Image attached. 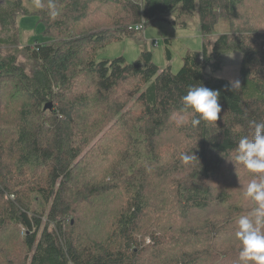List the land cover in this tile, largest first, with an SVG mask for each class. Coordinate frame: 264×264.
Returning a JSON list of instances; mask_svg holds the SVG:
<instances>
[{"label": "trees", "instance_id": "obj_1", "mask_svg": "<svg viewBox=\"0 0 264 264\" xmlns=\"http://www.w3.org/2000/svg\"><path fill=\"white\" fill-rule=\"evenodd\" d=\"M94 1L54 0L59 15L52 19L49 0H40L39 9L34 0H0V49L6 48L0 51V234L21 232L23 248L9 257L4 252L0 264H239L240 247L234 246L239 242L224 238L226 219L213 217L198 230L184 228L178 234L180 226L151 221L145 184L161 164L160 193L177 208L207 211L230 201V190L213 193L214 181L233 163L229 159L239 139H252V122L264 123V30L252 27V13L241 12L253 0H100L119 7L113 9L112 27L85 23L95 15ZM196 12L203 50L187 54L178 73L160 69L147 50L132 63L124 57L97 59L111 42L137 33L138 25L163 20L187 27V17ZM28 16L42 24L45 41L20 44L17 20ZM243 18L250 26L241 31L234 22ZM223 19L231 28L211 43ZM229 53L242 55L240 87L233 90L229 80L215 76ZM18 56L30 68L19 64ZM201 84L219 92L220 119L193 128L191 114L180 113L181 97ZM112 97L119 105L112 120L132 138L123 141L107 133L89 148L101 126L110 123L108 113L98 109ZM46 104L52 107L45 109ZM179 113L189 121L186 141L167 165L155 140ZM114 150L123 164L110 183L122 185L125 202L120 201L115 229L105 240H86L87 234H77L76 223H70L75 213L70 204L98 198L103 191L85 186L87 191L79 188L76 194H84L72 200L76 177L95 155ZM142 152L149 161L140 159ZM184 153L197 160L185 165ZM17 176H22L20 186L13 182Z\"/></svg>", "mask_w": 264, "mask_h": 264}, {"label": "rangeland", "instance_id": "obj_2", "mask_svg": "<svg viewBox=\"0 0 264 264\" xmlns=\"http://www.w3.org/2000/svg\"><path fill=\"white\" fill-rule=\"evenodd\" d=\"M24 5L28 6L27 1H24ZM117 8H119L117 5L105 6L100 0H95L92 5V11H96L95 15L85 21V23L87 24V22H89L92 27H112L113 21L111 19L116 12L113 9ZM248 11L254 16L253 22H251L252 27L264 30V2L253 0L248 6L241 10L242 13L246 12L247 14ZM187 20V27L174 25L163 20H155L154 22L148 21L145 23L144 28L136 31L137 33L124 36L122 39L108 44L105 48L100 50L97 59L110 61L119 57H124L127 62L132 63L140 59L142 52L147 50L153 53V61L160 69L171 68L174 73H178L184 65V58L187 54L201 52L203 50L204 40L200 32L197 12L192 17H187ZM234 25L236 28L242 29L241 31L244 30L242 26H250L248 22L244 21V18L234 22ZM16 26L18 28L17 31L19 30L18 39L20 44H33L36 40L45 41L42 35L43 26L38 23L36 17H19ZM230 28L231 25H228L227 19L221 20L210 42L212 43L218 35L228 32ZM157 41L159 44H156ZM5 50L6 48L0 49V51ZM168 51L171 53V58H168ZM241 58L242 55L239 53L225 54L222 60V69L219 70L215 76L227 79L230 82L239 81L240 83ZM18 63L24 64L30 68L25 62V59L21 56H18ZM85 89L87 88H84V90ZM13 104L14 108H16L17 105L14 102ZM11 106L12 103H10V106L6 107L3 113L4 115ZM115 106L119 105L116 102V98L113 97L109 102L100 105L98 111L102 112V114L107 112V120L110 121V123L101 126L100 135L91 143L92 145H90L89 148L94 146L107 133H111L113 137H118L123 141H126L127 138H132V134H129L128 130L118 127L117 121L112 120L114 117L112 116L113 108ZM186 128V124L182 127L176 126L172 116L168 126H166L164 130V134L160 135L155 140L158 149L163 153V158L166 160L167 165L173 162V158L177 155L176 153H179L185 145L186 136L183 134V131L186 130ZM141 139H145V136L141 137L140 140ZM76 140L77 138L75 141ZM89 148L83 151L82 156L90 150ZM145 154L146 152H142L140 156L143 162L145 160L149 161L151 158L150 156L146 157ZM101 157L95 155L93 159L82 168L80 174L76 177L78 184L74 185L73 188H75V190L72 193L73 195H71V199L75 200L84 194L82 191H87L85 186H87L88 190L95 186H102L103 194L100 197L88 199V201L85 202H72V204H70L72 206L75 205V213L74 216L70 218V223L72 225L76 223L78 228L77 234H87L84 236L86 240H89L90 237L97 238L99 241L105 240L115 229L116 216L120 212V209H122L120 201L125 202V199L122 197L125 195L122 185L117 183V181H112L110 183V179L123 164L120 160L122 159L120 153L114 150L111 154ZM162 167L163 165L157 164L153 169L154 172L150 174L145 184L146 196L148 194L149 198L147 201L149 205L148 209L151 214L150 219L152 222H157L161 219L160 222L165 225H171L173 227L180 226V229L177 231V233L180 234L184 228L198 230L199 225L202 224L204 220L217 217L220 220L226 219L223 224L226 233L224 238L227 241L231 239L230 243L238 241L235 237V232L238 230L237 221L240 216L248 215L255 207L254 202L244 196L247 184L255 178L253 174H250L240 164L235 165L234 163H229L224 166V169L221 170L217 179L214 181L213 193L230 190L227 191L228 196H230V201L224 205V207H219L216 204L207 211L192 212L190 209L184 211L181 207L177 208L174 203L166 198V195V197L161 195L159 174L163 171ZM21 180L22 176H17L13 182L16 186H20ZM79 188H81L82 191L76 194ZM104 211H109L110 213L106 215ZM165 225L162 224L161 227L159 225L156 228L162 231ZM146 226H151V223ZM21 239L22 233L17 230L14 232L3 231L0 234V256L4 258V252L8 257L11 252H20L23 249L19 246V244H21ZM150 239V237L146 238L147 244L151 243ZM234 246L236 248L235 250H238L240 242ZM2 263L6 264L5 260H3Z\"/></svg>", "mask_w": 264, "mask_h": 264}, {"label": "clouds", "instance_id": "obj_3", "mask_svg": "<svg viewBox=\"0 0 264 264\" xmlns=\"http://www.w3.org/2000/svg\"><path fill=\"white\" fill-rule=\"evenodd\" d=\"M34 6L42 7L40 0H34ZM144 8V5L141 6ZM48 14L55 19L59 13L54 0H49ZM239 81L231 82L232 90L239 88ZM219 92L202 84L190 86L187 93L181 97L180 113H190L191 127L195 128L201 122L212 124L220 119L221 105ZM176 126L182 127L189 123L182 114L173 116ZM254 133L252 139L247 136L239 139L236 155L229 159L234 164H240L254 179L247 184L244 196L254 202L255 207L248 215H242L237 221L236 239L240 242L239 264H264V123L252 122ZM181 160L185 165L192 164L197 157L192 153H184Z\"/></svg>", "mask_w": 264, "mask_h": 264}, {"label": "built area", "instance_id": "obj_4", "mask_svg": "<svg viewBox=\"0 0 264 264\" xmlns=\"http://www.w3.org/2000/svg\"><path fill=\"white\" fill-rule=\"evenodd\" d=\"M142 28H144V25H138L136 28H135V30H140V29H142ZM156 44H158V41L156 42Z\"/></svg>", "mask_w": 264, "mask_h": 264}, {"label": "water", "instance_id": "obj_5", "mask_svg": "<svg viewBox=\"0 0 264 264\" xmlns=\"http://www.w3.org/2000/svg\"><path fill=\"white\" fill-rule=\"evenodd\" d=\"M51 104H46L45 109L51 108Z\"/></svg>", "mask_w": 264, "mask_h": 264}, {"label": "crops", "instance_id": "obj_6", "mask_svg": "<svg viewBox=\"0 0 264 264\" xmlns=\"http://www.w3.org/2000/svg\"><path fill=\"white\" fill-rule=\"evenodd\" d=\"M158 44H159V42H158Z\"/></svg>", "mask_w": 264, "mask_h": 264}]
</instances>
